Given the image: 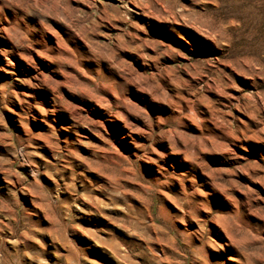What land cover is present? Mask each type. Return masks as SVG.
Segmentation results:
<instances>
[{"label": "rangeland", "instance_id": "obj_1", "mask_svg": "<svg viewBox=\"0 0 264 264\" xmlns=\"http://www.w3.org/2000/svg\"><path fill=\"white\" fill-rule=\"evenodd\" d=\"M0 264H264V0H0Z\"/></svg>", "mask_w": 264, "mask_h": 264}]
</instances>
